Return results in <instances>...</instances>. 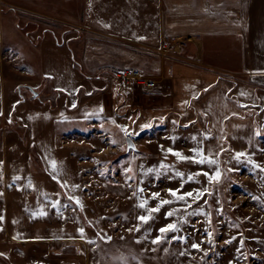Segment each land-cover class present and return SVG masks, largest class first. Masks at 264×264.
<instances>
[{
  "label": "rangeland",
  "instance_id": "374dc122",
  "mask_svg": "<svg viewBox=\"0 0 264 264\" xmlns=\"http://www.w3.org/2000/svg\"><path fill=\"white\" fill-rule=\"evenodd\" d=\"M159 5L158 0H0V128L5 131L0 133L1 174L6 134L9 144L11 138L27 139L21 116L46 129L49 119L78 114L79 106L82 110L83 89L89 93L92 86L86 82L93 75L85 62H100L101 49H122L127 62L136 55L171 63L185 57L182 38L166 39L158 50L125 41L123 35L131 29L154 31L160 26ZM167 20L165 14L164 25L171 32L185 29ZM36 72L46 73L51 88L41 97H55L54 110L46 106L37 115L29 108L43 105L34 99L21 103L23 87L18 84ZM95 106L92 103L91 109ZM123 112L64 120L56 127L58 145L69 147L78 162L88 203L82 233L90 240L77 248L86 254L87 264H264V140L258 138L249 155L205 156L202 139L183 134L176 116L156 121L152 131L136 133L132 124L138 114L132 119ZM261 131L264 135V125ZM127 137L135 150L127 149ZM12 155L10 151L9 161L21 160L18 149ZM5 194L0 191V206ZM181 195L183 200L177 198ZM51 217L60 219L54 213ZM169 225L174 229L161 232ZM5 229L0 224V241ZM4 261L10 263L9 258Z\"/></svg>",
  "mask_w": 264,
  "mask_h": 264
},
{
  "label": "crops",
  "instance_id": "0c3cea01",
  "mask_svg": "<svg viewBox=\"0 0 264 264\" xmlns=\"http://www.w3.org/2000/svg\"><path fill=\"white\" fill-rule=\"evenodd\" d=\"M158 2L160 26L154 31L131 29L123 35L124 39L158 50L165 47L166 39L182 38L186 47L182 60L171 63L161 57L136 55L125 57L127 62L122 59V49H101L100 62H85L93 72L86 82L92 87L89 93L82 88L85 100L82 110L76 106L78 114H67L62 120L49 119L46 129L21 116L27 126V139L11 138L9 144L7 134L4 137L6 160L1 168L3 174L0 172V191L6 192V199L0 206V224H5L6 229L0 244L6 245L0 246V264H7L5 257L9 264H87L86 254L77 248L90 240L81 232L86 228L84 213L90 212L84 202L78 162L69 147L57 142L56 127L60 121L115 117L125 110V118L133 119L138 114L132 128L140 133L155 129L156 121L176 116L177 128L183 134L202 139L199 146L205 156L229 152L249 155L257 139L264 140V0ZM165 14L168 25L178 22L187 30L166 29ZM127 68L141 70L145 76L162 82L157 88L144 91L109 81L111 73ZM45 74L36 72V78L18 83L23 87L19 93L25 97L21 103L43 105L41 109L35 104L29 108L35 115L46 106L54 110L55 97H41L51 89ZM30 86L38 87L37 97L32 98ZM0 129V133H5ZM16 149L21 160L9 161V152L14 157ZM52 213L59 218L66 216L52 219ZM66 242L75 245L66 246ZM60 247L66 249L59 251Z\"/></svg>",
  "mask_w": 264,
  "mask_h": 264
},
{
  "label": "built area",
  "instance_id": "2783aa9c",
  "mask_svg": "<svg viewBox=\"0 0 264 264\" xmlns=\"http://www.w3.org/2000/svg\"><path fill=\"white\" fill-rule=\"evenodd\" d=\"M111 81H118L123 86H135L143 89L144 91H151L158 87L162 80H157L142 74L140 70L124 69L111 73L109 77Z\"/></svg>",
  "mask_w": 264,
  "mask_h": 264
},
{
  "label": "snow or ice",
  "instance_id": "6c2138e0",
  "mask_svg": "<svg viewBox=\"0 0 264 264\" xmlns=\"http://www.w3.org/2000/svg\"><path fill=\"white\" fill-rule=\"evenodd\" d=\"M141 39H142V38H141ZM176 155L179 156L178 153H176ZM241 155H242V154H241ZM180 158H181V159H190V158H188V157H180ZM194 162H196V163H204V160H199V161L194 160ZM178 175H180V174L178 173ZM205 175H207V173H205ZM218 175H219V174H217L216 179H218ZM170 194H171L172 196H177V193H176L175 191H171V190H170ZM155 195H158V194H154V196H155ZM187 195H188V196H191L192 193H187ZM177 198L183 200V199H184V196L181 195V196H178ZM161 203H162V204H167V203H170V201H162ZM143 206H144V205L142 204L141 207H143ZM158 210H159V209H153V211H158ZM168 215H172V213H168ZM140 219H142V220H147L148 218H147V217H141ZM174 227H175L174 225H169L167 229H161V232H164V231H167V230H170V229H174ZM81 232H82V230H81ZM193 247H197V245H193Z\"/></svg>",
  "mask_w": 264,
  "mask_h": 264
},
{
  "label": "water",
  "instance_id": "95a60500",
  "mask_svg": "<svg viewBox=\"0 0 264 264\" xmlns=\"http://www.w3.org/2000/svg\"><path fill=\"white\" fill-rule=\"evenodd\" d=\"M196 58H197V59L200 58L199 53L197 54ZM30 92H31V94H32V98L37 97L38 94H39L38 91H36V90H34V89H32V88H30ZM126 142H127V149H128V150H130V149L135 150V149H136V145H135V143H134V141H133V139H132L131 137H127V138H126Z\"/></svg>",
  "mask_w": 264,
  "mask_h": 264
},
{
  "label": "trees",
  "instance_id": "16d2710c",
  "mask_svg": "<svg viewBox=\"0 0 264 264\" xmlns=\"http://www.w3.org/2000/svg\"><path fill=\"white\" fill-rule=\"evenodd\" d=\"M25 97L21 94V91H20V101H22ZM2 129H0L1 131Z\"/></svg>",
  "mask_w": 264,
  "mask_h": 264
}]
</instances>
